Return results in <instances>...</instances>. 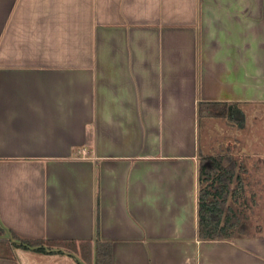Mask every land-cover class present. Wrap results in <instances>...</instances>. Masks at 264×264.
<instances>
[{"label":"crops","instance_id":"0c3cea01","mask_svg":"<svg viewBox=\"0 0 264 264\" xmlns=\"http://www.w3.org/2000/svg\"><path fill=\"white\" fill-rule=\"evenodd\" d=\"M263 110L264 0H0V264H95L98 228L113 264H264V225L235 220ZM217 119L239 129L214 147ZM220 153L243 190L204 239L200 155Z\"/></svg>","mask_w":264,"mask_h":264},{"label":"trees","instance_id":"16d2710c","mask_svg":"<svg viewBox=\"0 0 264 264\" xmlns=\"http://www.w3.org/2000/svg\"><path fill=\"white\" fill-rule=\"evenodd\" d=\"M199 113L200 116L223 117L228 115V104L226 102H200ZM240 169L238 160L230 153L200 155L198 212L201 238L216 239L229 236L230 225L235 214L232 213L234 211L230 206L225 207V205L230 195L236 196L238 191L243 190ZM234 184L236 186H233ZM14 237L15 245L18 247L44 253L62 252L61 249L45 246L43 239ZM89 244L85 245V250L90 249ZM113 262V241L103 239L98 228L95 240V264H113Z\"/></svg>","mask_w":264,"mask_h":264},{"label":"rangeland","instance_id":"374dc122","mask_svg":"<svg viewBox=\"0 0 264 264\" xmlns=\"http://www.w3.org/2000/svg\"><path fill=\"white\" fill-rule=\"evenodd\" d=\"M261 113L264 114V110ZM206 119L207 118L202 119V127H203L202 129H204V126L206 125V122H207ZM217 120L218 121L216 122L217 124H216L215 132H214L215 134L211 135L213 137V138L211 137V140L214 143V147L219 146L220 142L226 138L223 135V133H224L223 127H225L226 124L231 129L229 131V133L234 134L236 132L235 128L239 129L238 128L239 124L235 120H231L230 122L227 119H222V120L217 119ZM263 123H264V118L260 119V121L256 122V124H258L259 127H261V129L259 130L260 132L263 131V129H262ZM253 133H252V135H253ZM243 135L244 134L240 135L239 138H242ZM253 138H254V136H253ZM202 139H203V137H202ZM242 139L244 140V138H242ZM262 140H264L263 136H262ZM239 141H242V140L239 139ZM262 177H263V179H262L261 183L255 182L256 177H253V176L251 177V179H248L247 186H245V189H244L245 190L244 192H246L245 193L246 195L241 200V203L239 205H237V206L235 205L236 206L235 208H237L236 209L237 214H239L238 217L235 218V220L237 219L238 222H241L242 224L244 223L249 228L256 226L257 224L264 225V168H263V176ZM233 186H236V184H234ZM71 249H72V247H71Z\"/></svg>","mask_w":264,"mask_h":264}]
</instances>
